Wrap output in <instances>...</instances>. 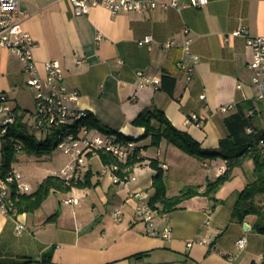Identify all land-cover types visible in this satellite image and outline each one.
Instances as JSON below:
<instances>
[{"label":"crops","instance_id":"obj_1","mask_svg":"<svg viewBox=\"0 0 264 264\" xmlns=\"http://www.w3.org/2000/svg\"><path fill=\"white\" fill-rule=\"evenodd\" d=\"M160 1H177L181 9L113 15L97 6L89 14H78L68 0H21L19 11L23 29L37 42L34 55L41 74L45 75L49 61L61 62L66 85L81 92V106L109 129L141 138L145 128L134 127V120L143 112L158 109L204 149L217 150L228 135L225 119L231 114L221 108L243 101L256 103L257 125L263 126L264 104L256 100L250 68L252 50L245 37L232 34L246 27L252 36H264V0H209L202 8L192 7L191 0ZM148 35L155 39L153 46H140L139 41ZM190 38L194 40L192 53L200 62L189 81L178 64L191 63L180 46ZM170 40L180 45L165 49L163 44ZM0 56V91L19 112H28L35 91L27 85L23 63L3 48ZM138 72L161 79V85L142 88ZM165 76L175 84L165 82ZM203 94L206 100L201 99ZM193 114L204 120L203 128L187 122ZM150 144V140L139 143L148 160L131 169L137 179L127 185L114 184L100 174L104 163L93 157L89 167L98 185L55 192L58 197L54 199L52 194L39 211L24 213L27 228L20 236L16 218L0 210V264H13L21 258L40 261L52 248L51 264H262L264 234L255 228L258 217L248 216L244 224L233 220L237 194L254 179L253 162L236 169L234 179L215 200L201 190L173 212L158 211L157 233L151 234L138 216L136 194L148 193L152 198L155 193L157 171L151 167L152 160L159 161L162 168L168 166L163 169L169 198L185 189L174 181L170 187L172 168L187 171L190 179L199 175L196 186L203 188L208 180L222 175L227 164L223 160L201 162L203 172L198 174L195 168L176 161L174 156L179 154L173 145L163 142L152 156ZM70 198H78L80 204L66 205ZM117 210L123 212L121 219L115 216ZM55 215V221L47 222ZM246 224L251 229L245 230ZM168 226L173 232L165 239L160 233ZM243 237L248 246L240 252L237 241ZM190 243L195 244L189 247Z\"/></svg>","mask_w":264,"mask_h":264},{"label":"built area","instance_id":"obj_2","mask_svg":"<svg viewBox=\"0 0 264 264\" xmlns=\"http://www.w3.org/2000/svg\"><path fill=\"white\" fill-rule=\"evenodd\" d=\"M78 14H89L94 7H104L113 15L145 13L149 10L168 9L170 7L181 9L177 1L171 4L160 0H68ZM21 0H0V48L15 53L24 66V73L27 77V85L35 91L36 101V122L31 126L35 133L41 134L43 138H52L57 147L70 158V163L60 172L52 174L63 179L67 184H78L85 181L87 174L92 170L89 162L93 157H100L101 154L109 155L117 159L120 164L127 163L138 153L139 144L127 140L120 134L109 135L97 129L80 125V122L88 117L89 112L81 106V92L70 89L65 82V70L59 61H49L45 65V75L39 70L35 59L34 51L37 42L32 35L22 27L19 11ZM209 3V0H191V6L202 8ZM233 37H245L247 48L252 50L250 68L254 71L253 85L256 89V100L264 104V36H252L246 27H240L232 34ZM98 39H102L99 35ZM230 38L228 37L227 40ZM155 39L152 35L146 36L139 41L140 46H153ZM194 40L188 39L185 44H177L175 41H167L163 44L165 49L180 45L187 56L191 58L190 65L181 61L178 66L186 73L190 81L196 73L200 58L192 53ZM1 59V56H0ZM142 88L161 85V79L152 78L144 72H138ZM244 86L239 85L243 90ZM206 94L201 95L206 100ZM236 110L235 105L223 106L221 111L229 114ZM256 110L249 111V116H255ZM19 111L12 105L9 97L0 91V152L3 155L5 144L8 143L7 135L11 128L16 126L20 120ZM187 122L195 124L199 128L205 125L204 120L198 114L191 115ZM29 125V124H28ZM252 133V129L247 130ZM125 135V134H124ZM127 136V135H126ZM130 137V136H129ZM138 139L137 137H132ZM259 145L264 153V137L259 140ZM16 150L22 152L24 147L21 143L16 144ZM143 151L140 152V156ZM158 153L157 157H160ZM163 168L168 166L163 164ZM128 169L121 168L118 163L103 166L100 174L109 177L114 184L127 185L137 178L128 174ZM205 191V188L202 189ZM33 193L32 186L25 181L23 174L17 169L7 171L4 157L0 161V210L16 218V231L20 236L27 228L26 214L20 213L18 204L22 196ZM138 216L147 224L151 234H156V221L158 211L150 204L151 196L148 193H137ZM66 205H79L78 198L65 200ZM115 216L122 218V210H117ZM173 229L166 227L160 235L168 239ZM207 243V241H205ZM195 243H190L192 247ZM240 252L248 246V240L243 237L237 241Z\"/></svg>","mask_w":264,"mask_h":264},{"label":"trees","instance_id":"obj_3","mask_svg":"<svg viewBox=\"0 0 264 264\" xmlns=\"http://www.w3.org/2000/svg\"><path fill=\"white\" fill-rule=\"evenodd\" d=\"M171 81L175 84V80L168 76L164 77V81ZM166 89V88H165ZM170 94H174V89L169 88ZM257 106L254 101H243L236 104V110L231 112L225 119V125L228 130V135L220 142V148L217 150L204 149L201 143L194 139L188 133L178 129L167 115L158 109L148 110L141 113L133 122L134 127L145 128V134L138 139L126 136L104 126L101 121L92 113L80 122V125H85L93 129H97L102 133L114 135L120 134L121 137L135 141L138 144L141 141L150 140V147L160 148L163 142H168L170 145L178 148L185 154L197 158L200 161H217L223 160L227 164L225 172L215 180H208L203 194L205 196L216 199V194L228 183L234 179V172L238 168H242L246 162L252 161L254 164V179L249 181L245 189L237 194V201L233 209V220L244 224L247 217L254 215L258 217L256 230L264 234V201H260L259 197L264 196V153L259 145V140L264 137V131H260L257 125V115L249 116L251 110H256ZM252 129V133H248V129ZM8 143L5 144L3 157L5 168L7 171L14 169L15 163L18 161V156L21 152L16 150V144L21 143L24 147L22 152L42 158L51 155L57 144L52 138H43L41 140L31 126L18 120L16 126L11 128L7 135ZM148 148V147H146ZM144 148H138V153L135 157L123 164L105 154H101V159L105 165L118 163L121 168L128 170V174L132 173V168L137 164L143 163L148 159L140 152ZM151 167L157 171L154 178L153 189L155 193L151 198L150 204L153 209L161 213H170L178 209L181 204L201 193L202 187H187L180 195L169 198L167 196V184L165 179V170L160 166L159 161L152 160ZM94 174L91 170L85 181L78 184H67L63 179L50 175L44 179L39 189L30 194L24 195L18 204L20 213L33 214L39 211L43 205L49 200L54 192L69 193L74 189L95 188L98 184L93 182ZM57 216L50 217L47 222L55 221ZM54 256V248L47 251L42 260L33 261L26 259L15 260L13 264H51ZM264 264V260L262 262Z\"/></svg>","mask_w":264,"mask_h":264},{"label":"rangeland","instance_id":"obj_4","mask_svg":"<svg viewBox=\"0 0 264 264\" xmlns=\"http://www.w3.org/2000/svg\"><path fill=\"white\" fill-rule=\"evenodd\" d=\"M31 89V88H29ZM32 90V89H31ZM30 92V90H29ZM31 93V92H30ZM35 98V93L33 94ZM32 106L29 108L28 112H19L20 113V119H22L25 123V120L29 122V125H32L36 122L37 116H36V101L33 100ZM260 131H264V125L259 127ZM38 137L43 140V136L41 134H38ZM179 156H174L176 161L180 165H184L185 167H192L195 168L200 174V172H203V168L201 165V162L199 159L191 157L178 148L175 149ZM157 154V148L151 147L150 149V155L155 156ZM35 156H30L29 154L25 152H21L18 156V161L15 163L14 168L20 171L25 180L29 182L32 186L33 191H37L44 180V177H48L56 172H60L64 167H66L70 163V158L67 156L61 149L58 147L55 148L54 152L51 155L42 157V161L39 162L34 158ZM39 158V157H37ZM3 160V155L0 152V161ZM40 164V165H39ZM172 176L169 179L168 183L171 186H173L172 181L177 182L179 187L181 189H184L186 187H197L196 185L199 184V175H193L190 179V176L187 174V171H182L181 169L172 168V170L169 172ZM59 193V192H58ZM57 193V194H58ZM57 194L55 192L53 193L52 198H57ZM59 195V194H58ZM261 201H264V196L260 199Z\"/></svg>","mask_w":264,"mask_h":264},{"label":"water","instance_id":"obj_5","mask_svg":"<svg viewBox=\"0 0 264 264\" xmlns=\"http://www.w3.org/2000/svg\"><path fill=\"white\" fill-rule=\"evenodd\" d=\"M249 229H251L250 225L246 224L245 225V230H249Z\"/></svg>","mask_w":264,"mask_h":264},{"label":"bare ground","instance_id":"obj_6","mask_svg":"<svg viewBox=\"0 0 264 264\" xmlns=\"http://www.w3.org/2000/svg\"><path fill=\"white\" fill-rule=\"evenodd\" d=\"M126 132H128V131H126ZM127 134H129V133H127Z\"/></svg>","mask_w":264,"mask_h":264}]
</instances>
